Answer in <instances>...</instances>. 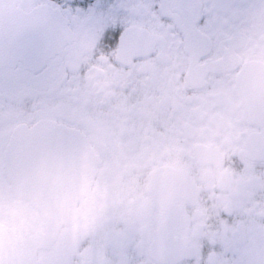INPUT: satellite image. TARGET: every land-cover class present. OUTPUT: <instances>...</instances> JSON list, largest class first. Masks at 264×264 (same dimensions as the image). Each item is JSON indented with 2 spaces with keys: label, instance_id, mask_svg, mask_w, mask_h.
Wrapping results in <instances>:
<instances>
[{
  "label": "flooded vegetation",
  "instance_id": "af4514ba",
  "mask_svg": "<svg viewBox=\"0 0 264 264\" xmlns=\"http://www.w3.org/2000/svg\"><path fill=\"white\" fill-rule=\"evenodd\" d=\"M1 59L0 228L25 264H264V0H0ZM76 130L93 175L49 216L81 186Z\"/></svg>",
  "mask_w": 264,
  "mask_h": 264
},
{
  "label": "water",
  "instance_id": "95a60500",
  "mask_svg": "<svg viewBox=\"0 0 264 264\" xmlns=\"http://www.w3.org/2000/svg\"><path fill=\"white\" fill-rule=\"evenodd\" d=\"M55 14L52 12H46L41 10V8H37L32 12V22H29L27 28H24L23 31L27 33V39L31 40L29 42V49L32 51L34 56H47L49 55L55 48L53 44H50L51 34L54 32V28L52 26V22L47 19L48 16L50 19L54 17ZM43 19V20H41ZM20 44V40L17 42V45ZM19 50V46H18ZM13 62L19 60H27V59H9ZM43 59H34L32 62H38ZM4 59H1L2 64ZM28 62V60L26 61ZM71 137V136H68ZM74 138L80 140V160H81V186L80 189L75 191H55L54 200L58 203L56 206L48 205V208L43 207V210L46 212L48 210L49 216H59L65 217L71 210V207L77 202L80 196L83 194L85 190V184L87 183V178H90L93 175L92 169L87 168L85 162L89 160L88 155V139L86 135L76 130L74 134ZM68 143V142H65ZM5 165L9 168L12 157L11 152L8 150L5 153ZM49 193V199H51V195L53 192ZM40 206V205H39ZM41 209V208H40ZM42 210V209H41ZM50 210H54V212L50 213ZM29 257L26 252H24V245L18 239H16L10 231L0 228V264H25V260Z\"/></svg>",
  "mask_w": 264,
  "mask_h": 264
}]
</instances>
